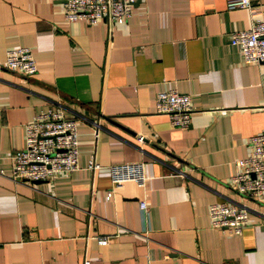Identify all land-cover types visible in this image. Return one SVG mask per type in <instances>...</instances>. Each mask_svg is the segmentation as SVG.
<instances>
[{
    "label": "crops",
    "instance_id": "1",
    "mask_svg": "<svg viewBox=\"0 0 264 264\" xmlns=\"http://www.w3.org/2000/svg\"><path fill=\"white\" fill-rule=\"evenodd\" d=\"M250 3L137 0L126 23L88 25L67 22L62 0H0V264H264V203L228 184L264 125V62L244 64L229 44L264 21V0ZM18 47L34 75L4 68ZM168 90L191 97L184 128L152 113ZM47 109L76 118L77 169L14 181L8 155ZM134 162L144 185L123 181L106 200L108 166ZM220 201L247 208L240 233L210 226L207 205Z\"/></svg>",
    "mask_w": 264,
    "mask_h": 264
},
{
    "label": "built area",
    "instance_id": "2",
    "mask_svg": "<svg viewBox=\"0 0 264 264\" xmlns=\"http://www.w3.org/2000/svg\"><path fill=\"white\" fill-rule=\"evenodd\" d=\"M63 17L71 23L84 21L88 25L107 22L112 25L124 24L130 18L131 8L137 0H62ZM227 10L246 9L251 11L250 0H225ZM229 44L236 47L242 62H264V21H254L248 29L233 32ZM5 69L24 76L36 73V64L30 49L9 48L5 52ZM264 110V105H263ZM153 114L165 115L173 127L188 126L192 113L191 97L175 90L161 91L155 95ZM24 145L11 151L9 178L23 183L51 180L55 174H69L77 169L76 118L65 116L59 109H47L30 118L23 125ZM98 135L96 124L92 136ZM248 152L233 160V169L228 184L241 196L264 203V125L260 131L249 136ZM87 167L95 170L100 165L92 152ZM111 188L104 193L106 200L112 196V188L126 180L143 186L145 174L142 163H121L109 165ZM139 208L147 209L145 199L139 201ZM206 214L211 227L238 234L248 224V211L241 203L220 201L207 205ZM105 241V237H98ZM82 264H88L84 260Z\"/></svg>",
    "mask_w": 264,
    "mask_h": 264
}]
</instances>
